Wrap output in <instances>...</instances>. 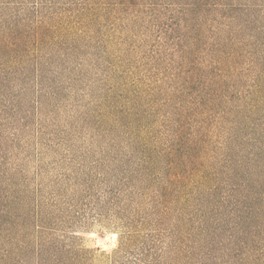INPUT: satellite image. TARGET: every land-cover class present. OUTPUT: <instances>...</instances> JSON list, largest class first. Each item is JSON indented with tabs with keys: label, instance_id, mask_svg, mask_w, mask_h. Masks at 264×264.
<instances>
[{
	"label": "trees",
	"instance_id": "1",
	"mask_svg": "<svg viewBox=\"0 0 264 264\" xmlns=\"http://www.w3.org/2000/svg\"><path fill=\"white\" fill-rule=\"evenodd\" d=\"M262 7L0 0V264H264Z\"/></svg>",
	"mask_w": 264,
	"mask_h": 264
},
{
	"label": "rangeland",
	"instance_id": "2",
	"mask_svg": "<svg viewBox=\"0 0 264 264\" xmlns=\"http://www.w3.org/2000/svg\"><path fill=\"white\" fill-rule=\"evenodd\" d=\"M251 3L263 6L264 0H251ZM83 230L74 234L73 245L90 251L91 264H159L152 257L140 256L139 251L120 254L118 225L107 221H89ZM161 264V263H160Z\"/></svg>",
	"mask_w": 264,
	"mask_h": 264
}]
</instances>
